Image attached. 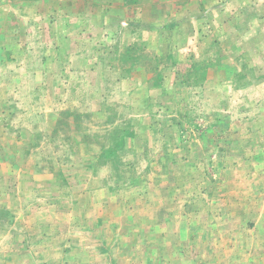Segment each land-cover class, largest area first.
I'll list each match as a JSON object with an SVG mask.
<instances>
[{"label": "rangeland", "instance_id": "obj_1", "mask_svg": "<svg viewBox=\"0 0 264 264\" xmlns=\"http://www.w3.org/2000/svg\"><path fill=\"white\" fill-rule=\"evenodd\" d=\"M0 264H264V0H0Z\"/></svg>", "mask_w": 264, "mask_h": 264}]
</instances>
